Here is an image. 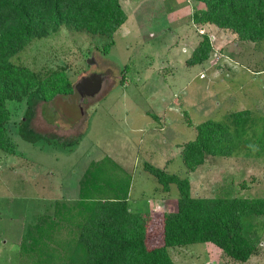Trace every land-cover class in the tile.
<instances>
[{
  "label": "rangeland",
  "instance_id": "obj_1",
  "mask_svg": "<svg viewBox=\"0 0 264 264\" xmlns=\"http://www.w3.org/2000/svg\"><path fill=\"white\" fill-rule=\"evenodd\" d=\"M122 6L127 21L107 53L100 49L106 38L62 27L14 58L37 71L67 65L75 94L39 104L35 116V129L55 135L60 146L52 141L41 150L14 134L17 154L0 150V264H23L19 243L36 212L78 197L90 162L107 156L132 173L130 204L149 212V247L163 244V214L176 209L178 193L176 185L158 192L145 162L188 177L195 197L264 198V156L245 157L243 150L208 156L189 173L178 146L195 139L204 121H226L245 109L264 116V40L241 44L228 30L194 23L193 9L204 5L193 0H122ZM200 34L210 36L213 51L203 65L187 66ZM8 108L19 121L26 104ZM252 224L261 234L259 253L245 263L212 243L171 249V257L175 264H264V217Z\"/></svg>",
  "mask_w": 264,
  "mask_h": 264
},
{
  "label": "trees",
  "instance_id": "obj_2",
  "mask_svg": "<svg viewBox=\"0 0 264 264\" xmlns=\"http://www.w3.org/2000/svg\"><path fill=\"white\" fill-rule=\"evenodd\" d=\"M193 2L204 5L193 9L194 23L228 30L241 44L264 40V0ZM127 17L122 0H0V150L17 154L14 134L46 149L57 137L35 129L39 104L45 107L75 94L67 65L37 71L17 63V56L34 40L62 27L106 38L100 49L107 53ZM200 38L187 66L203 65L210 58L211 38ZM23 102L24 114L15 121L8 103ZM195 128V139L178 145L189 173L203 166L208 156L231 157L242 150L245 157L264 156V116L259 113L245 109L226 121L207 120ZM79 139L67 150L72 151ZM142 168L156 179L158 192L169 194L172 185L177 188L176 209L163 214L161 246H148L149 212L131 207L132 173L107 156L90 162L79 181L78 197L36 212L20 239L23 264H175L170 250L196 243H212L240 263L259 253L261 234L252 218L264 217V198L195 197L188 177L148 162Z\"/></svg>",
  "mask_w": 264,
  "mask_h": 264
},
{
  "label": "water",
  "instance_id": "obj_3",
  "mask_svg": "<svg viewBox=\"0 0 264 264\" xmlns=\"http://www.w3.org/2000/svg\"><path fill=\"white\" fill-rule=\"evenodd\" d=\"M100 85V83H98V86ZM81 86H82V84H81ZM83 87L85 88V90L87 91V88L86 87H88V85H85V83H83ZM95 91V90H94ZM91 94H93V93H91Z\"/></svg>",
  "mask_w": 264,
  "mask_h": 264
},
{
  "label": "flooded vegetation",
  "instance_id": "obj_4",
  "mask_svg": "<svg viewBox=\"0 0 264 264\" xmlns=\"http://www.w3.org/2000/svg\"><path fill=\"white\" fill-rule=\"evenodd\" d=\"M81 88H82V90H83V92H84V94H85L86 90H85V88L83 87V85L81 86Z\"/></svg>",
  "mask_w": 264,
  "mask_h": 264
},
{
  "label": "crops",
  "instance_id": "obj_5",
  "mask_svg": "<svg viewBox=\"0 0 264 264\" xmlns=\"http://www.w3.org/2000/svg\"><path fill=\"white\" fill-rule=\"evenodd\" d=\"M213 27H215V26H213ZM217 28V27H216ZM217 29H219V28H217ZM219 30H222V29H219ZM161 202H163V201H161ZM167 202V201H166Z\"/></svg>",
  "mask_w": 264,
  "mask_h": 264
}]
</instances>
